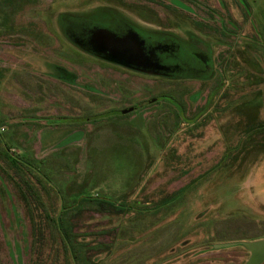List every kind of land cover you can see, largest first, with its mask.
I'll use <instances>...</instances> for the list:
<instances>
[{
  "label": "rangeland",
  "instance_id": "rangeland-1",
  "mask_svg": "<svg viewBox=\"0 0 264 264\" xmlns=\"http://www.w3.org/2000/svg\"><path fill=\"white\" fill-rule=\"evenodd\" d=\"M120 21L172 39L177 77L79 45ZM259 239L264 0H0V264H246Z\"/></svg>",
  "mask_w": 264,
  "mask_h": 264
},
{
  "label": "water",
  "instance_id": "water-1",
  "mask_svg": "<svg viewBox=\"0 0 264 264\" xmlns=\"http://www.w3.org/2000/svg\"><path fill=\"white\" fill-rule=\"evenodd\" d=\"M166 41L160 42L153 39L156 45L147 50L146 40L133 30H129L125 35L117 36L108 29L99 27L93 30L89 44L96 55L110 62L150 74L163 75L170 70L169 66L162 63L161 58V54L166 51L164 47H168V44H165ZM78 43L81 47L85 46V40ZM242 244L251 253L246 264H262L264 262V239L242 242ZM234 245L236 242H227L218 244L216 248Z\"/></svg>",
  "mask_w": 264,
  "mask_h": 264
},
{
  "label": "flooded vegetation",
  "instance_id": "flooded-vegetation-1",
  "mask_svg": "<svg viewBox=\"0 0 264 264\" xmlns=\"http://www.w3.org/2000/svg\"><path fill=\"white\" fill-rule=\"evenodd\" d=\"M106 29H108L109 31L115 33L117 36L118 35H125L126 33L129 32L130 30V27H126V25L123 23V22H119L118 25L114 26V27H105ZM96 27H92L88 30V32H85V35L83 36L84 40H85V46L83 47V49H85L88 53L100 58V59H103L107 62H110L104 58H102L101 56H98L96 55L91 47H90V40H91V37L93 35V30H95ZM146 40V49L149 50L151 48V46H155L156 44L153 42V40L150 38V35L148 34L147 37H143ZM165 44H168V48L166 49L165 52H163L161 54V58H162V63L164 65H167L169 66L170 70H168L165 74L161 75L163 76L164 78L168 77L170 79H173V78H176L177 75L172 73V71L175 70V66H173L174 64L169 65L170 63H174L178 58H177V55L180 51H175V43L174 41L171 39V40H167ZM178 52V53H177ZM186 54V53H185ZM187 55V54H186ZM110 63H113V62H110ZM117 64V63H115ZM119 65V64H117ZM122 66V65H121ZM133 70V69H131ZM136 71V70H135ZM138 71V70H137ZM139 72V71H138Z\"/></svg>",
  "mask_w": 264,
  "mask_h": 264
}]
</instances>
